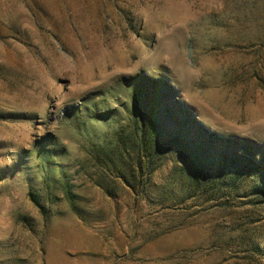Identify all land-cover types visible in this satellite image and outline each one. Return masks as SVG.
<instances>
[{
  "label": "rangeland",
  "instance_id": "1",
  "mask_svg": "<svg viewBox=\"0 0 264 264\" xmlns=\"http://www.w3.org/2000/svg\"><path fill=\"white\" fill-rule=\"evenodd\" d=\"M244 142L264 0H0V264H264Z\"/></svg>",
  "mask_w": 264,
  "mask_h": 264
},
{
  "label": "trees",
  "instance_id": "2",
  "mask_svg": "<svg viewBox=\"0 0 264 264\" xmlns=\"http://www.w3.org/2000/svg\"><path fill=\"white\" fill-rule=\"evenodd\" d=\"M205 134L207 137L211 138L212 140L216 139L214 135H209L206 131ZM226 142L228 144H231L232 146H238V142H234L231 139H226ZM244 145L247 149V154H249L247 160H246V168L249 169V171H254L257 175V184L254 185L252 191L253 196L255 197H264V153L262 149L257 146L256 144L250 143V142H244Z\"/></svg>",
  "mask_w": 264,
  "mask_h": 264
}]
</instances>
